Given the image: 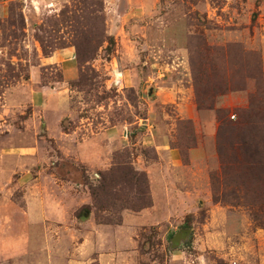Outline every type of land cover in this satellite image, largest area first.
<instances>
[{"label": "rangeland", "instance_id": "obj_1", "mask_svg": "<svg viewBox=\"0 0 264 264\" xmlns=\"http://www.w3.org/2000/svg\"><path fill=\"white\" fill-rule=\"evenodd\" d=\"M80 1L0 0V200L7 201H0V228L21 224L26 199L46 191L64 198L58 189L71 183L86 203L69 214H90L78 225L79 242L86 231L95 237L81 262L264 264V0H158L131 20L117 13L126 0H105L104 20L100 10L89 13L99 0ZM63 11L94 33L76 40L90 57L56 118L53 107L33 105L32 71L41 72L40 86L61 77L41 61L74 43L70 26L56 24ZM114 125L125 141L105 168L88 169L63 150V133L76 129V140ZM148 126L154 142L179 151V165L149 142ZM23 146L31 148L25 162L2 155ZM168 199L182 204L160 224L161 211L124 222L125 212ZM183 227L189 238L172 247ZM19 236L6 241L25 250L27 233ZM102 237L109 255L100 251Z\"/></svg>", "mask_w": 264, "mask_h": 264}, {"label": "crops", "instance_id": "obj_2", "mask_svg": "<svg viewBox=\"0 0 264 264\" xmlns=\"http://www.w3.org/2000/svg\"><path fill=\"white\" fill-rule=\"evenodd\" d=\"M47 1L52 5L54 1L61 2L66 0ZM157 1L158 0H126L119 5L120 9L117 8V13L128 17L129 20L133 19L134 15H148L156 6ZM105 3L104 0V8ZM74 57V48L66 47L54 51L49 56L42 59L41 65H44L45 67L56 66L60 68L61 77L48 85H38L37 80L39 79V73L41 72L38 70L32 71V80L34 79V88L32 90L33 105L40 108L45 113L48 109L54 108L53 111L56 118L68 108L67 99L70 92L68 84L78 76V67ZM125 81L126 80H124V82ZM147 131L152 135L151 126L147 127ZM75 132L77 133V130L72 129L68 134L63 133V139L68 141L63 146V150L70 151V157L73 160L87 165L88 169H101L110 165L114 150L118 149L120 145H123L125 141L123 133H121L115 125L112 127H106L100 132L87 138H78L76 140L74 136ZM119 133H121V137L119 136L117 138ZM154 141L155 137L152 135L149 142L153 143L152 145L156 150H161V154H167L169 160L175 165L181 163L178 154L179 151H177V149L168 147L164 141H158L157 143ZM30 149V147L23 146L2 155H4V157L8 156L12 158L18 156L20 160L22 159V162H25V157L28 153L26 151H30ZM20 160L17 161L19 162ZM27 172L28 171L22 170V177L28 175ZM8 174L10 173L7 172L6 175ZM10 176H12V174ZM16 185H19V182L16 183ZM73 187L74 186L71 185V183H62L58 190L65 195L64 198L56 195V199H54L52 194L46 191V193H41L38 198H30L31 200L26 199L27 210H25L21 219L17 220L21 222V224L16 226V228L14 226H10L6 229H3V226L0 228V264H18L20 260H22V263L25 262L24 264H88V262L80 261L79 252L84 251L85 254H91L92 249L90 252L88 250L85 251V249L89 248L88 243H92V239H95V237H93L94 234H92V236L90 235L92 232L89 233L86 231L83 236V241L79 242L80 229H78V225L80 224V220L82 221V224H85V221L87 222V219L90 218V214L89 212L85 213L83 217H81L84 219H80L76 213L75 215L69 214V211L67 210V208L69 209V206H71L74 211H77L80 205L86 203L84 201H78V194L76 193L77 189ZM4 188V186H0V189ZM67 198L70 199V201L66 202ZM0 201L3 202L6 200ZM72 201H74V208L71 204ZM181 204L182 202L178 204V202L175 203L172 199H168L162 207H159L158 204L154 202V205L150 210H143L137 214H129V212H125L123 214L124 222L131 224L146 222V220L148 221L154 218L161 211L162 215L157 216L158 219L155 220V223H159L158 221L160 219L167 218L166 215L167 212H170V208L173 207L175 209ZM6 216L9 219L12 217L11 215ZM13 218L14 220L16 219V217ZM15 222L16 221H14V223ZM68 222H71L70 225H64L68 224ZM33 227L35 229H33ZM171 227H173V224H171ZM20 232L23 234H20ZM26 233L27 236L25 238L28 239V242L26 243L25 250L17 249L12 242L9 243V241H6V238L10 235L17 236L19 234L21 235L19 236L21 238ZM35 238H37L38 241L33 243ZM101 244L104 246L102 250H100L102 255H109V239L102 237ZM16 252H18V254H15ZM36 255L40 257L37 258Z\"/></svg>", "mask_w": 264, "mask_h": 264}, {"label": "trees", "instance_id": "obj_3", "mask_svg": "<svg viewBox=\"0 0 264 264\" xmlns=\"http://www.w3.org/2000/svg\"><path fill=\"white\" fill-rule=\"evenodd\" d=\"M84 1L85 0H83V3H84ZM80 2H81L80 0L79 1L78 0H73L74 6H75V4L80 3ZM86 3L88 4L87 1H86ZM90 4L92 6V3L91 2H90ZM99 10L101 11L102 18L104 20V17H105L104 0H99V6H98V9L96 11L93 9V6L91 8H89V11H90L89 13H92V12L95 13V12H98ZM19 16H20V19H21V23L24 24L23 23L24 22L23 15L20 13ZM88 16H89V14H86L85 19ZM77 19L78 18H75L74 15H72V16L71 15H68L66 11H63V13L61 12V14L59 15V20L56 22V24L57 23H60V24H63V25L70 26L69 27L70 28L69 31L74 35V43L73 44H64L63 43L62 45H60L58 47V49H63V48H66V47H73L74 46L75 47V61H76V65H77L78 68H80L79 63L82 62V61H84V60H86V59H88L90 57V49H88V48H86L84 46H82V48L81 47H78L76 40L78 38H80L81 36H83L84 38L90 36L91 34L94 33V30H91L90 31V30L82 29L81 27H83L84 24L80 28H78V26H80V25L78 23L76 24ZM103 37H104V34H103ZM41 41H42V39H41ZM108 41L113 42L112 39H111V37L109 38ZM72 81H70V82L72 83ZM118 83H120V80L119 79H117V81L115 82V84H118ZM222 116H221V118H222ZM228 127L232 128V127H234V125L230 123V125H228ZM130 168L131 167H129V168H122V170H127V169H130ZM141 174H142V176H145L144 173H141ZM145 179H146V177H145ZM84 212L87 213L88 212V209H85ZM83 215H84L83 213H79L78 214V216L80 218L83 217Z\"/></svg>", "mask_w": 264, "mask_h": 264}, {"label": "water", "instance_id": "obj_4", "mask_svg": "<svg viewBox=\"0 0 264 264\" xmlns=\"http://www.w3.org/2000/svg\"><path fill=\"white\" fill-rule=\"evenodd\" d=\"M153 92L152 88L149 90V95H151ZM191 233V229L190 228H180L179 230H177V232H175L173 234V236L171 237V246L172 247H177L179 246L181 243H183L184 241H186V239L189 238V235Z\"/></svg>", "mask_w": 264, "mask_h": 264}]
</instances>
